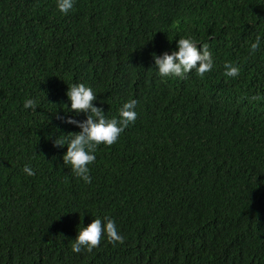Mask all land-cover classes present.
I'll return each mask as SVG.
<instances>
[{
	"label": "trees",
	"instance_id": "16d2710c",
	"mask_svg": "<svg viewBox=\"0 0 264 264\" xmlns=\"http://www.w3.org/2000/svg\"><path fill=\"white\" fill-rule=\"evenodd\" d=\"M186 34L213 69L161 77L152 53ZM81 82L108 116L137 100L87 184L54 144L87 118L68 111ZM97 215L123 242L73 251ZM0 264H264V0H0Z\"/></svg>",
	"mask_w": 264,
	"mask_h": 264
},
{
	"label": "clouds",
	"instance_id": "9594fccd",
	"mask_svg": "<svg viewBox=\"0 0 264 264\" xmlns=\"http://www.w3.org/2000/svg\"><path fill=\"white\" fill-rule=\"evenodd\" d=\"M75 0H56L57 9L67 14L73 9ZM262 38L257 35L248 45L250 52L254 53L261 45ZM199 45V47H198ZM155 68L161 77L183 78L193 69L195 73L203 77L206 72H210L214 66V57L206 42L199 41L192 34L180 36L176 40V47L170 52L165 51L162 55L152 53ZM240 72V65L232 61L224 62V75L236 77ZM66 95L70 101L68 111L75 110L87 113L84 121L74 119L69 115L66 121L76 124L81 129L79 132H70L65 136H58L54 144L67 146L66 153L63 154V162L71 166V171L84 183H91L90 167L96 159L97 147L101 144L108 146L114 144L124 129L137 117L136 99L125 101L117 111V115L108 116L102 107L96 106L93 101L97 99V92L91 85L85 83H73ZM253 96L251 99H257ZM38 105L37 98L26 97L23 101L25 109L36 110ZM23 171L29 176L35 175V170L29 164L23 166ZM102 236L113 243L123 242L124 236L119 233L116 222L113 218L105 216H95L87 226L78 225V232L75 239L71 242V249L80 252L81 249L91 251L96 247Z\"/></svg>",
	"mask_w": 264,
	"mask_h": 264
}]
</instances>
